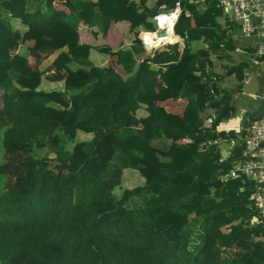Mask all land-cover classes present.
Masks as SVG:
<instances>
[{
	"label": "trees",
	"instance_id": "1",
	"mask_svg": "<svg viewBox=\"0 0 264 264\" xmlns=\"http://www.w3.org/2000/svg\"><path fill=\"white\" fill-rule=\"evenodd\" d=\"M56 1L0 0V264H264L254 183L220 182L242 160L251 123L217 131L236 111L233 97L250 63L213 70L210 56L222 60L240 45L222 8L181 1L174 32L185 48L168 45L137 61L144 52L138 32L154 31L153 16L178 0H61L68 13L55 10ZM14 22L46 43L7 53ZM122 22L136 36L131 46L113 52L79 41V24L105 37ZM61 47L58 63L69 75L24 77L30 56ZM93 50L116 55L122 72L94 65ZM155 77L165 84L160 99L186 100L180 116L153 104ZM230 77L237 85L224 87ZM220 140L234 142L225 158ZM43 149L53 156H37ZM125 170L140 184L123 188ZM231 248L237 253L222 258Z\"/></svg>",
	"mask_w": 264,
	"mask_h": 264
},
{
	"label": "built area",
	"instance_id": "2",
	"mask_svg": "<svg viewBox=\"0 0 264 264\" xmlns=\"http://www.w3.org/2000/svg\"><path fill=\"white\" fill-rule=\"evenodd\" d=\"M181 1H187L192 7L200 8L208 1H215L222 8L225 19L235 26L248 49L257 58L264 57V0H178L171 9L163 8L152 18L154 31H140L137 37L146 55L167 50L168 45L176 44L179 51L185 48L184 36L174 32V26L183 14ZM188 15V14H186ZM169 26L171 31L168 33ZM164 33L163 36L160 34ZM168 34L177 36L174 43L167 42ZM212 118L203 124L204 129L211 127ZM242 160L237 162L226 179L243 178L254 183L253 197L259 216L264 219V118L253 121L244 129Z\"/></svg>",
	"mask_w": 264,
	"mask_h": 264
},
{
	"label": "crops",
	"instance_id": "3",
	"mask_svg": "<svg viewBox=\"0 0 264 264\" xmlns=\"http://www.w3.org/2000/svg\"><path fill=\"white\" fill-rule=\"evenodd\" d=\"M147 5L149 6V1ZM53 7L55 10L68 13V10L63 5V1L61 0L54 2ZM13 28H14V34L9 35L7 37L6 45L4 48L5 51L9 54H16L18 52H21L23 48H34L36 45L39 46V45H43L46 43L40 37L38 39L39 40L38 42L37 40L38 36L34 38V36L38 33L35 30L28 31L27 27L22 26L19 22H14ZM93 31H96V29L91 30L88 27L84 26L83 24H79L78 34H79L80 43H84L92 47L108 46L114 52L120 49L122 46L124 47L131 46L136 42V36L129 31V25L126 22L111 24L108 30V33L105 37H101L100 35H98L97 37H94L92 33ZM234 38L236 40L237 38H240L239 33L235 32ZM242 41L243 42L240 43V45L243 43L247 45V42H245L244 40ZM66 51H67L66 47H61L58 49V51H54L46 57L45 56L40 57L39 55L30 56L28 58V64H27L28 66L24 68V77H30L31 80L33 79V77H37V80H38L40 73L54 72V71L60 72L61 74L69 75L68 71L65 68H62L63 66L62 64L64 62L62 58L66 56ZM235 52H241V51L238 48L235 50ZM235 52L230 53V54H235ZM148 57L149 56L146 55L144 52H141L137 54L135 58L137 61H142V60L146 61ZM237 57H238V60H236V57L234 56H223L222 60H219L215 56H210V59L213 62V70L221 74L222 72L218 71V69L224 72L225 71L224 66L225 65L230 66L231 64H233L232 61L238 62L239 60H246L247 62H250L248 59H246L245 56H237ZM90 58L93 64L96 66H108L117 72H122V70L116 65V60H117L116 55L111 56V57H106L100 54L99 52L93 50L90 54ZM58 59H62L63 62L61 61L62 63L59 64ZM250 71H252V73H255V70H252V67L249 63V67L246 70V76H247V73ZM45 84H46V87L48 86V88H50L51 90H55L59 86H61V83H45ZM164 88H165V84L163 80L160 77H155L154 90H153V96H154L153 104L161 105L165 108L167 112L180 116L185 107L186 100L179 99L177 101H172V100L163 101L162 99H160L158 93ZM248 96L251 97L252 99H254L255 96H261L264 98V92L261 94L249 93ZM257 108L258 106L254 109L252 113L247 115L246 121H248L250 116L254 112H256ZM137 116H138V119L141 120L140 122L144 121V118L146 117V112L143 107L137 111ZM222 123L219 125L217 129L218 132L222 130H234L231 128L229 129L228 126H222ZM78 137H80L81 140L82 138L86 140L90 139V135L83 134V133L78 134ZM231 142L232 140L230 142L225 141V140H220L218 141V145L220 147V144L225 143L227 145V148H228L227 151L229 153L231 144L234 143V142L232 143ZM228 153L227 154L223 153V150H222V157L225 158L228 155Z\"/></svg>",
	"mask_w": 264,
	"mask_h": 264
},
{
	"label": "rangeland",
	"instance_id": "4",
	"mask_svg": "<svg viewBox=\"0 0 264 264\" xmlns=\"http://www.w3.org/2000/svg\"><path fill=\"white\" fill-rule=\"evenodd\" d=\"M154 1L149 0V5H153ZM188 17V15H186ZM174 40V39H173ZM238 44L242 43L243 41L240 38H237ZM171 41V40H170ZM193 50L198 49L197 44H192L191 45ZM244 47V48H243ZM248 46L246 44L239 45V50L241 52H235V54H228V56H234L236 57V60H238L237 56H245L246 59L250 61V65L252 67V70H255V73H252V71L247 73V81L244 83L243 89H242V94L236 93L234 95V106H235V113L232 115V117L228 120L223 121L222 126H228L229 129H234L237 131H240L243 126L245 125L246 122V117L250 113L254 111V109L258 106V102L255 99H252L251 97L248 96L249 93H263L264 92V59L257 58L253 54H250L251 52L246 49ZM216 60V59H215ZM253 63V64H252ZM218 71L224 73L223 71L219 70ZM34 80H37V77H33ZM224 87H235L237 85V82L233 77H230L229 79H225L222 83ZM220 149H221V154L222 150L223 153H228V148L225 143L220 144ZM37 156L42 157V156H48L52 157L53 155H50L49 151L47 149H43L40 151H36ZM128 170H125L123 172L122 176V185L123 188H134L137 185L140 184L141 179L138 176L137 173L132 172L130 173ZM174 222V221H173ZM170 228L168 229V233H175V229H177V226L175 222L173 224L170 223ZM237 253V250L235 248L229 249V251L222 255V258L226 256H234Z\"/></svg>",
	"mask_w": 264,
	"mask_h": 264
},
{
	"label": "water",
	"instance_id": "5",
	"mask_svg": "<svg viewBox=\"0 0 264 264\" xmlns=\"http://www.w3.org/2000/svg\"><path fill=\"white\" fill-rule=\"evenodd\" d=\"M160 35L163 36L164 33H161ZM254 99L258 102V108L256 112H254L250 116L249 121L251 122L261 120L264 118V98L261 96H255Z\"/></svg>",
	"mask_w": 264,
	"mask_h": 264
},
{
	"label": "bare ground",
	"instance_id": "6",
	"mask_svg": "<svg viewBox=\"0 0 264 264\" xmlns=\"http://www.w3.org/2000/svg\"><path fill=\"white\" fill-rule=\"evenodd\" d=\"M168 30H169L168 31V33H169L171 31V26H169V29ZM168 33H167V36H166L167 42L170 41V40H171V42L172 41H175V40H178L177 36H175V35L173 36V35L168 34Z\"/></svg>",
	"mask_w": 264,
	"mask_h": 264
},
{
	"label": "clouds",
	"instance_id": "7",
	"mask_svg": "<svg viewBox=\"0 0 264 264\" xmlns=\"http://www.w3.org/2000/svg\"><path fill=\"white\" fill-rule=\"evenodd\" d=\"M247 80V79H246ZM246 83V82H245ZM251 122V121H250Z\"/></svg>",
	"mask_w": 264,
	"mask_h": 264
}]
</instances>
